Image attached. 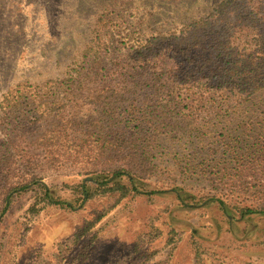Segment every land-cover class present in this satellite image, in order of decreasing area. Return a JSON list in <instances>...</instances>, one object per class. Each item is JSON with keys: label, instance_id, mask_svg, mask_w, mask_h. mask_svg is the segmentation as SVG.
I'll use <instances>...</instances> for the list:
<instances>
[{"label": "rangeland", "instance_id": "374dc122", "mask_svg": "<svg viewBox=\"0 0 264 264\" xmlns=\"http://www.w3.org/2000/svg\"><path fill=\"white\" fill-rule=\"evenodd\" d=\"M216 1L0 0V142L8 128L1 103L17 86L23 105L65 104L59 120L80 126L79 138L112 127L82 84L66 93L100 18L111 19L106 40L125 51L179 30ZM198 85L211 84L196 83L195 91ZM256 103L196 113L206 131L160 136L148 148L151 164L132 173L112 174L127 161L18 160L11 182L28 184L0 196V264H264V189L241 172L242 162L264 153V90ZM61 141L55 146L69 143Z\"/></svg>", "mask_w": 264, "mask_h": 264}, {"label": "trees", "instance_id": "16d2710c", "mask_svg": "<svg viewBox=\"0 0 264 264\" xmlns=\"http://www.w3.org/2000/svg\"><path fill=\"white\" fill-rule=\"evenodd\" d=\"M99 22L104 24L96 31L93 46L68 73L66 82L71 86L66 93L73 96L82 84L83 91L98 98L112 127L79 138L80 126L59 120L65 104L25 100L23 105L18 101L22 90L18 86L9 90L1 103L8 125L6 138L0 142V196L5 194L4 200L27 187L25 179L11 182V165L18 160L41 157L54 164L67 157L89 160L85 163L93 166L127 161V167L112 174L132 173L140 163L151 164L148 148L160 136L208 129L194 117L196 113L236 112L258 105L256 98L264 90V0H218L206 14L186 21L179 30L151 35L125 51L106 40L103 28L111 19ZM203 80L211 85H198L195 91L196 83ZM130 93L135 98L127 97ZM65 139L68 144L55 146ZM241 165L245 177L264 189V153ZM103 185L105 190L118 186Z\"/></svg>", "mask_w": 264, "mask_h": 264}]
</instances>
